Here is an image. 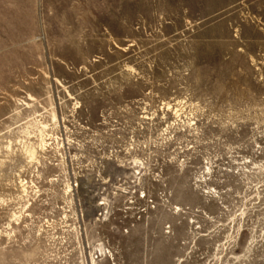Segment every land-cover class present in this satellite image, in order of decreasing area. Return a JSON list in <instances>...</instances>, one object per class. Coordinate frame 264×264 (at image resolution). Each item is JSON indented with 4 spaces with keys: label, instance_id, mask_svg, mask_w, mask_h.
Segmentation results:
<instances>
[{
    "label": "rangeland",
    "instance_id": "374dc122",
    "mask_svg": "<svg viewBox=\"0 0 264 264\" xmlns=\"http://www.w3.org/2000/svg\"><path fill=\"white\" fill-rule=\"evenodd\" d=\"M0 264H264V0H0Z\"/></svg>",
    "mask_w": 264,
    "mask_h": 264
}]
</instances>
